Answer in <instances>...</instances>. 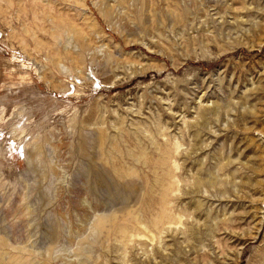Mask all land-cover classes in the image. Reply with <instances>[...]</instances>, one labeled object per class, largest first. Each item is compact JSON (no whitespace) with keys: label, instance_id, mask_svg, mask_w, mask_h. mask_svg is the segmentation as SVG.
<instances>
[{"label":"rangeland","instance_id":"obj_1","mask_svg":"<svg viewBox=\"0 0 264 264\" xmlns=\"http://www.w3.org/2000/svg\"><path fill=\"white\" fill-rule=\"evenodd\" d=\"M0 264H264V0H0Z\"/></svg>","mask_w":264,"mask_h":264},{"label":"bare ground","instance_id":"obj_2","mask_svg":"<svg viewBox=\"0 0 264 264\" xmlns=\"http://www.w3.org/2000/svg\"><path fill=\"white\" fill-rule=\"evenodd\" d=\"M135 216V215H134ZM93 241V240H92Z\"/></svg>","mask_w":264,"mask_h":264}]
</instances>
